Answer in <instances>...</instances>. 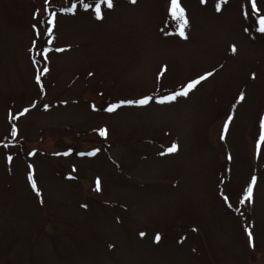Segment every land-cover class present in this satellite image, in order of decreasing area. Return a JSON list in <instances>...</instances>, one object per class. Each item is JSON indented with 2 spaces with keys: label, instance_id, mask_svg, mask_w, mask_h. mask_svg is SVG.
Listing matches in <instances>:
<instances>
[{
  "label": "rangeland",
  "instance_id": "obj_1",
  "mask_svg": "<svg viewBox=\"0 0 264 264\" xmlns=\"http://www.w3.org/2000/svg\"><path fill=\"white\" fill-rule=\"evenodd\" d=\"M74 2L50 0L48 43L44 0H0V264H264V35L243 0L219 12L180 0L186 38L168 0H113L101 20L60 14ZM206 72L186 97L156 102ZM252 175L254 202L241 206Z\"/></svg>",
  "mask_w": 264,
  "mask_h": 264
},
{
  "label": "snow or ice",
  "instance_id": "obj_2",
  "mask_svg": "<svg viewBox=\"0 0 264 264\" xmlns=\"http://www.w3.org/2000/svg\"><path fill=\"white\" fill-rule=\"evenodd\" d=\"M129 2L134 3L135 0H129ZM224 2H226V0H217V2L215 4V10L217 12H219L221 10V4ZM200 3L204 4L205 0H200ZM44 5H45L44 12L48 16V19L46 21L47 29H46V31H44L43 33H40V34L48 36L49 37L48 43H51L52 42V33L54 31V25H55V21L57 19L58 14L55 11H49V8L51 6L50 0H44ZM249 5H250V11L246 10ZM113 7H114L113 0H93V3H91V4L85 3L84 0H77V2L71 3L70 6L62 7L60 9V14H62V15H75L79 9H82L85 13H89L92 16V18H94L95 20H101L104 16V10L105 9L111 10ZM241 15L243 16V18L245 20L251 19L252 23L255 26V31L257 33L264 35V13H262L261 10L259 9V7L257 6V0H243V3L241 5ZM33 18L35 19V14H34ZM166 19L175 23V33L174 34L178 35L180 38H186L185 29L188 27L189 21H188V18L186 16L185 9L181 6L180 0H168L167 8H166ZM36 29H37V25L33 24L32 30L35 32ZM244 30L248 31L249 29L245 28ZM33 43L35 44V41ZM56 50L60 51L61 49H56ZM231 51L232 52L236 51L234 46L232 47ZM47 52H48V49L43 48L42 55H44L46 57ZM33 63H35V61H33ZM47 71H48V69H47V67H45L43 69V72H47ZM41 74H43V73H41ZM89 75H91V73H89ZM211 75H212L211 72H206L204 75H201V76L197 77L196 79L188 81L182 87L168 93L167 95L157 97L156 102L163 104V103L175 101L178 97H186L190 93L191 90H193L198 84L201 83V81H204L205 79H207V77H209ZM158 79H159V77H158ZM35 80H36V83L39 85L41 83V76L37 75L35 77ZM150 99H151V97L145 96V97H142L140 99L122 100V101H119L118 103L109 104L108 107L104 110L107 112H112L122 105L144 106V105L149 103ZM243 99H244V94L241 93L236 99V104H239L240 101ZM235 106L236 105L234 104L233 108H235ZM45 108H47V105H45ZM94 110H95V108H94ZM27 111H28L27 108H25L23 110V112H25V113ZM21 115H23V113H21ZM232 119H233V117L231 114H229L227 116V118L225 119L224 125H223V130H222L221 136H220L221 140H223L225 138L224 133L228 130L229 122ZM98 133L101 137L106 136V130L104 128L99 129ZM11 135L13 137H15L17 135V129L15 127H13L11 129ZM262 145H264V115L259 116V134L255 138V141H254V156L257 158H259V156L261 154ZM5 147H7V145H5ZM176 149H177V145L175 143H172L170 147H167L165 149L164 153H161V155H164L166 153H173L176 151ZM98 151H99V149H93L87 153H77V155L93 156ZM70 152H71V149L64 152L63 155L66 156ZM7 159L9 161H11L12 157L8 156ZM229 159H230V157H229ZM29 169H31V165H29ZM27 179H28V183L31 185L32 190L36 193L37 196H39L40 192L37 189L35 181L33 180V176H32L31 171L28 172ZM256 183H257V177L255 175H252L251 179L248 181L246 187L242 190V195L239 198L238 202L241 206L245 205V203L252 204L254 202V186L256 185ZM99 184H100V182L97 179L96 189H95L96 191L100 190ZM222 199L226 205H228L229 207H232V205L229 204L228 196L222 195ZM251 227H252V225L249 224L247 227L244 228V233L248 237L247 243H248L249 247H253V234L250 230ZM193 231H195V229H193ZM140 235L143 236L144 233H140ZM154 240L159 241L160 235L157 234L155 236Z\"/></svg>",
  "mask_w": 264,
  "mask_h": 264
}]
</instances>
